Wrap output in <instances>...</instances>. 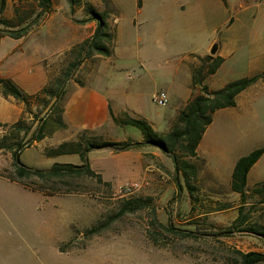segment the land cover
Returning a JSON list of instances; mask_svg holds the SVG:
<instances>
[{"label": "rangeland", "instance_id": "rangeland-1", "mask_svg": "<svg viewBox=\"0 0 264 264\" xmlns=\"http://www.w3.org/2000/svg\"><path fill=\"white\" fill-rule=\"evenodd\" d=\"M14 3L7 0L0 18L8 13L12 19ZM52 3L54 7L26 42L3 37L0 54L5 56L12 49L15 53L26 52L35 44L47 57L45 64L51 78H56L73 58L67 54L71 47L91 36L94 28L79 25V29L65 16L67 10L71 21L83 24L73 17L84 19V3L75 6L72 13L67 0H52ZM18 5L23 14L32 15L30 19L40 11L34 0H22ZM105 5L100 1L94 7L102 12ZM56 9L59 11L54 12ZM82 32L81 40L75 42ZM185 52L184 46L170 47L161 54L156 47L113 43L110 57L88 58L74 77L84 84L104 89L113 104L124 108L117 116L121 121L129 117L145 119L161 133L169 128L177 103L173 91L168 93L166 83L171 75L177 78L176 71ZM260 60L253 64L232 62L230 71H224L233 79L255 74L264 66V52ZM31 69L35 67L28 70ZM222 76L220 73L215 82ZM160 90L168 94V103L163 106L153 101V95ZM51 101L45 105L32 100L28 107L23 105L22 117L30 129L26 135L21 131L18 141L24 143L30 138ZM238 101V107L228 109L227 115L216 116L207 148L222 151L238 142L240 151L264 143L262 81L257 80ZM51 116L45 125L47 135L22 150L20 160L26 165L49 168L56 162L78 164L80 158L76 154L46 155L47 150L63 141H74L78 135L103 139L121 138L124 134L132 138L142 136L137 127L126 125L110 134L83 129L69 138L73 132L57 127V113ZM223 119L250 125L237 122L231 128L221 127L230 123ZM14 142L15 137L8 135L7 145ZM109 155L106 148L92 151V166L112 171L113 161ZM146 159L156 166V174L118 184L77 177L49 184L36 178L27 180L31 186L53 187L59 191L44 196L1 176L13 175L14 171L11 152L0 150V264H240L239 252L254 251L264 255L262 238L245 230L253 225L264 226V202L252 193V185L247 187L246 198L242 200L231 190L230 182L219 181L209 167L199 176L204 170L201 157H186L200 169L203 167L197 180L190 179V185L195 187L191 195L181 175L179 182L175 180L170 157L161 154L155 159L146 154ZM261 170L260 175L264 177V166ZM249 181L252 183V178ZM137 199L143 201L141 206ZM128 203L130 208H124Z\"/></svg>", "mask_w": 264, "mask_h": 264}, {"label": "crops", "instance_id": "crops-1", "mask_svg": "<svg viewBox=\"0 0 264 264\" xmlns=\"http://www.w3.org/2000/svg\"><path fill=\"white\" fill-rule=\"evenodd\" d=\"M87 1L94 5L99 4L100 1L106 3L102 7V11L106 7L109 11L107 20L115 32L114 44L132 45L138 43L146 47H156L161 54L164 51L167 52L170 47H186V52L182 55L180 65L176 71L177 78L175 75H171L170 81L166 83L168 93L172 90L177 100L176 112L171 117L169 126L177 112L185 106L191 95L197 92L194 86V78L201 65L199 57L211 54L210 50L213 46L216 47L215 55L222 57L224 60L214 74H210L205 78L203 83L209 89L220 88L233 79L228 72L224 71L225 69L230 71L229 65L232 62L245 61L247 64H253L262 61L260 59L264 52V0H226L225 2L222 0ZM81 10L82 8H79L80 12ZM57 11L59 10L56 9L54 12ZM67 13L68 11L65 10L67 19L79 29H81L79 25L89 26V28L96 27L95 21L77 25L68 18ZM4 18L9 19L11 15L5 13ZM73 18L80 20L83 17ZM39 24L33 29L36 30ZM33 29L25 37L17 40H21L23 43L26 42ZM82 37L83 32L75 42L81 40ZM46 59L45 54H41L39 47L35 44H31L26 52L15 53L12 49L5 56L0 54V78H10L26 93H35L51 78L50 70L45 64ZM32 67H35V69L28 70ZM263 69L264 66L255 74H259ZM220 73H223V76L215 82ZM247 89L237 95L234 107L218 109L213 113L212 122L204 131L196 150L197 155L204 160L203 167L205 171L202 170L203 167L199 169V172L202 170L199 176L206 172L207 166L219 181L227 180L230 182L234 165L239 157L248 154L255 148L264 146V143L257 146L250 145L249 148L239 151V143L236 142L234 145L224 147L222 151H217L216 147L207 148L206 145L210 141L211 127L216 116L218 114L227 115L228 109L238 107V97L246 93ZM63 107L62 116L67 124V130L73 132L68 136L69 138H72L73 134L83 129L110 134L126 126L121 124L117 117L119 111L124 110V108L113 104L108 93L97 86L79 85L70 81L67 84ZM111 112L116 121L112 119ZM22 114L23 104L21 102L12 96L5 97L0 93V132L2 134L8 131L9 126L16 122ZM223 120L230 123H224L221 127L224 125V127L231 128L238 123L250 125V123H243L240 120ZM109 137L110 140L115 141L125 140L128 137L135 141L142 140V136L132 138L127 134H124L121 138ZM106 149L110 154L109 159L113 161L110 165L112 171L109 169L105 172L92 166L90 156L94 150L88 152L87 156L92 169L101 174L103 181L110 184L150 177L156 174L157 168L147 161L146 154H151L155 159H158L161 154L167 156L157 147H151V145H141L120 152H115L110 148ZM263 162L264 152L248 172L247 187L253 186L264 179L260 175L261 168L264 166ZM251 178L252 183L249 181Z\"/></svg>", "mask_w": 264, "mask_h": 264}, {"label": "trees", "instance_id": "trees-1", "mask_svg": "<svg viewBox=\"0 0 264 264\" xmlns=\"http://www.w3.org/2000/svg\"><path fill=\"white\" fill-rule=\"evenodd\" d=\"M13 1L15 2V7L12 19L0 18V40L5 36L15 39L25 37L52 10L53 6L52 0H34L37 2L40 11L33 19H30L32 15L23 14L18 7V3L22 0ZM67 1L70 4L71 13L74 11L75 6L84 3L86 18L77 21L80 23L95 21L96 27L91 36L82 39L71 47L67 54L72 55L73 58L69 61L67 67L62 69L60 77L50 78L37 92L28 94L12 79L0 78V93L5 97L12 96L24 106L28 107L32 100H38L45 105L52 100L45 116L39 119L37 127L27 141L24 143L18 141V134L23 131L26 135L30 129V126L26 125L22 116L9 126L8 131L0 136V150L6 149L11 152L14 171L13 175L2 174L1 176L8 180L18 182L23 187L31 191L39 192L44 196H50L59 191L58 189H53V187L31 186L27 180L36 178L45 184H49L57 183L71 177H77L95 178L100 183L109 184V182L103 181L101 174L97 173L90 166L87 156L88 152L103 148H110L115 152H120L141 145H151L157 147L171 158L174 165L175 180L179 182V176L181 175L186 187L189 189V193L193 195L195 187L190 185V179L197 180L200 167L185 158H199L196 151L197 147L204 131L212 122V116L216 110L234 107L236 105L237 95L255 84L257 80H261L264 86V69L259 74L240 77L225 83L220 88L209 89L203 82L207 76L217 71L224 59L215 55V53L199 57L201 65L194 78V86L197 92L193 93L187 100L185 106L177 112L166 131L159 133L145 119L135 117H129L123 121L119 119L121 124L137 127L142 133V140L135 141L127 138L125 140L115 141L103 139L99 136L87 137L78 135L74 141H63L55 148L47 150L46 155L76 154L80 158L79 164L56 162L49 168H36L26 165L20 160L22 150L30 147L34 142L43 139L47 135L45 125L52 118L51 115L53 113H57V127L67 128V124L62 116L66 86L71 80L76 81L79 85L84 84L74 77L75 72L82 62L96 55L110 57L113 52L115 32L107 20L109 16L107 7L102 12H99L89 1ZM222 1L225 2L226 0ZM6 2L7 0H0V16L4 12ZM29 19L30 21H28ZM111 117L115 120L112 112ZM10 134L15 137V142L7 145L6 142ZM263 152L264 146L255 148L248 154L239 157L234 165L230 188L233 192L239 194L242 200L246 198L248 191L246 186L248 172ZM251 190L253 194L260 197L262 202H264V179L255 183ZM148 200L151 199L148 198ZM136 202L138 206H141L143 201L137 199ZM129 206L130 203L124 208H130ZM245 230L259 236L264 242V226L253 225ZM239 256L240 264H264V255L259 252H239Z\"/></svg>", "mask_w": 264, "mask_h": 264}, {"label": "built area", "instance_id": "built-area-1", "mask_svg": "<svg viewBox=\"0 0 264 264\" xmlns=\"http://www.w3.org/2000/svg\"><path fill=\"white\" fill-rule=\"evenodd\" d=\"M153 101L158 105H166L168 103V94L164 90H160L153 95Z\"/></svg>", "mask_w": 264, "mask_h": 264}, {"label": "water", "instance_id": "water-1", "mask_svg": "<svg viewBox=\"0 0 264 264\" xmlns=\"http://www.w3.org/2000/svg\"><path fill=\"white\" fill-rule=\"evenodd\" d=\"M215 51H216V47H215V46H213V47H212V49L210 50V53H211V54H214V53H215Z\"/></svg>", "mask_w": 264, "mask_h": 264}]
</instances>
